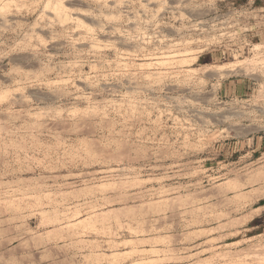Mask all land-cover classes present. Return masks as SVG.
I'll return each instance as SVG.
<instances>
[{
  "label": "rangeland",
  "instance_id": "obj_1",
  "mask_svg": "<svg viewBox=\"0 0 264 264\" xmlns=\"http://www.w3.org/2000/svg\"><path fill=\"white\" fill-rule=\"evenodd\" d=\"M20 1L0 264H264V0Z\"/></svg>",
  "mask_w": 264,
  "mask_h": 264
},
{
  "label": "bare ground",
  "instance_id": "obj_2",
  "mask_svg": "<svg viewBox=\"0 0 264 264\" xmlns=\"http://www.w3.org/2000/svg\"><path fill=\"white\" fill-rule=\"evenodd\" d=\"M0 1H1V0H0ZM12 1H13V0H12ZM12 1H9V2H8V1H5L4 4H5L6 2L10 3V2H12ZM21 1H24V0H21ZM21 1H20V2H21ZM25 1H26V0H25ZM25 1H24V2H25ZM52 1H53V0H52ZM59 1H60V3H62L61 0H59ZM97 1H98V0H97ZM106 1H108V0H106ZM50 2H51V0L49 1V3H46V4L49 6V5H51ZM55 2H56V1H55ZM126 2H127V1H126ZM126 2H125V3H126ZM106 3H107V2H106ZM106 3H105V4H106ZM112 3L115 4L116 2H113V1H112ZM118 3H119V2H118ZM120 3H121V2H120ZM120 3H119V4H120ZM4 4L2 3V5H4ZM52 4H53V6L56 7L57 5H59V2H58L57 5H56V3H55V5H54V3H52ZM96 4H97V3H96ZM108 4L110 5V3H108ZM108 4H107V5H108ZM122 4H123V3H122ZM127 4H130L129 1L127 2ZM127 4H125V5H127ZM147 4H148V2H147ZM2 5H1V8H4L5 5H4V6H2ZM6 6H7V9L5 8L6 10H8V9L11 10V8H8V7L11 6V5H9V6L6 5ZM21 6L24 7V5H21ZM53 6H52V7H53ZM60 6H61V5H60ZM103 6H104V5H103ZM103 6H102V7H103ZM105 6H106V5H105ZM122 6H123V5H122ZM62 7H63V6H62ZM62 7L57 6L56 8H54V9H55L54 12L57 13V14H58V13L60 14L61 11H62V9H61ZM114 7H115V6H113L112 8H114ZM117 7H118V6H117ZM119 7H120V6H119ZM127 7H128V6H127ZM1 8H0V9H1ZM44 8L46 9V6H45ZM48 8H49V7H48ZM105 8H106V7H105ZM108 8H109V7H108ZM129 8H130V7H129ZM129 8H128V9H129ZM143 8H144V5H143ZM45 9H44V10H45ZM54 9H53V10H54ZM101 9H102V8H101ZM103 9H104V8H103ZM48 10H49V9H48ZM48 10H47V9L45 10V11H46V12H45L46 14L43 12V13H44V16H45V15H48V13H49V12L47 13ZM98 10H100V9H98ZM1 11H2V9H1ZM3 11H4V10H3ZM49 11H50V10H49ZM51 11H52V10H51ZM51 11H50V12H51ZM5 12H7V11H5ZM52 12H53V11H52ZM54 12H53V13H54ZM143 12H144V10H143ZM10 13H11V11H10ZM55 13H54V14L51 13L52 15H50V16L54 17V16H55ZM63 13H64V11H63ZM3 14H4V13H3ZM6 14H7V13H6ZM6 14H5V16H6ZM49 14H50V13H49ZM66 14H67V13H66ZM0 15H2V14H0ZM53 15H54V16H53ZM60 15H61V14H60ZM64 15H65V14H64ZM67 15H68V14H67ZM5 16H4V17H3V16H0V17H2V19H3V18H5ZM61 16H62V15H61ZM59 17H60V16H59ZM59 17H58V18H59ZM67 17H68V16H67ZM72 17H73V16H72ZM6 18H8V16H7ZM54 18H55V17H54ZM58 18H57V19H58ZM63 18L66 20V19H68L69 17L66 18V17H63V16H62V20H63ZM70 18H71V17H70ZM134 18H135V16H134ZM60 19H61V18H60ZM60 19H59V20H60ZM135 19H136V18H135ZM0 20H1V19H0ZM3 20H4V19H3ZM3 20H2V21H3ZM7 20H8V19H7ZM7 20H5V21H7ZM14 20H15V19H14ZM2 21H1L0 23H2ZM10 21H11V20H10ZM10 21H9V22H10ZM74 21H76V20H74ZM66 22H67V21H66ZM68 22H70V19L68 20ZM71 22H72V20H71ZM60 23L62 24V22H60ZM76 23H77V22H76ZM2 24H3V23H2ZM2 24H1V25H2ZM7 24L9 25L8 21H7ZM63 24H64V21H63ZM65 24H66V23H65ZM75 25H76V24H75ZM78 25H79V23H78ZM6 26H7V25H6ZM84 26H85V25H84ZM85 27H86V26H85ZM76 28H77V25H76ZM78 28H80V27L78 26ZM82 29H83V27H82ZM82 29H81V30H82ZM85 29H86V30H89L88 28H85ZM90 30H91V29H90ZM83 31H84V29H83ZM85 33H88V32H85ZM89 33H91V32H89ZM83 37H84V36H83ZM89 37H90V35H89ZM86 38H88V37H86ZM85 40H86V39H85ZM89 42L91 43L92 41H90V39H89ZM89 42H87V43H88L87 46L90 45ZM95 43H96V42H95ZM91 45H92V44H91ZM95 46H98V45H95ZM98 47L101 48L100 46H98ZM98 47H97L96 49H98ZM93 48H94V46H92L91 49H93ZM96 51H98V50H96ZM100 51H101V50H100ZM263 110H264V109H263Z\"/></svg>",
  "mask_w": 264,
  "mask_h": 264
}]
</instances>
